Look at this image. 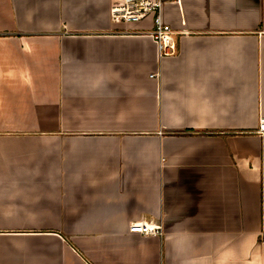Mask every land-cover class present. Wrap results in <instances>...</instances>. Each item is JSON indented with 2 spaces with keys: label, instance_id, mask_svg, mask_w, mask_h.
I'll list each match as a JSON object with an SVG mask.
<instances>
[{
  "label": "crops",
  "instance_id": "obj_1",
  "mask_svg": "<svg viewBox=\"0 0 264 264\" xmlns=\"http://www.w3.org/2000/svg\"><path fill=\"white\" fill-rule=\"evenodd\" d=\"M160 1L0 0V264H264V0Z\"/></svg>",
  "mask_w": 264,
  "mask_h": 264
},
{
  "label": "built area",
  "instance_id": "obj_2",
  "mask_svg": "<svg viewBox=\"0 0 264 264\" xmlns=\"http://www.w3.org/2000/svg\"><path fill=\"white\" fill-rule=\"evenodd\" d=\"M160 0H111L110 16L115 24H137L153 17V28L148 32L157 46L158 57L175 55L179 51V41L172 27L161 15ZM259 133L264 134V118L259 122ZM130 231L142 235H161L162 227L153 221H139L130 225Z\"/></svg>",
  "mask_w": 264,
  "mask_h": 264
}]
</instances>
